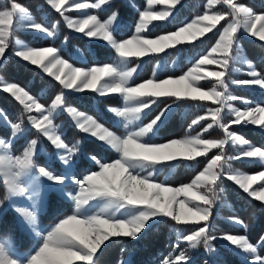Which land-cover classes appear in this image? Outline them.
I'll use <instances>...</instances> for the list:
<instances>
[{"label":"snow or ice","instance_id":"6c2138e0","mask_svg":"<svg viewBox=\"0 0 264 264\" xmlns=\"http://www.w3.org/2000/svg\"><path fill=\"white\" fill-rule=\"evenodd\" d=\"M45 2L59 13L69 29L110 45L118 61L116 64L74 67L61 57L56 47L22 46L13 53L17 58L38 66L62 86L60 94L54 97L49 107H45L23 86L0 79V90L19 102L23 113L27 114V123L55 147L65 171L54 174L46 167L35 165L37 139H31L21 155L13 157L6 151L0 154V175L3 176L7 190L4 200L26 197L32 202L30 207H15V211L22 217L21 223L25 228L30 227L39 238L32 253L20 259L15 258V249L8 238L0 240V264H97L102 246H107L106 242H111L113 238L137 240L150 226V222L164 219H170L176 225L194 226L189 234L178 235V241H186L190 249L202 246L208 252H215L213 241L221 239L243 253L251 254L254 257L252 264H264V257L258 254V248L264 245V235H261L257 244H253L245 235L214 236L210 224L214 205L221 199V182L224 178L234 182L249 196L264 201V171L249 175L241 170H233L229 164L233 158L227 157L224 152L225 145L231 142L240 148L235 159H253L264 166V148L249 143L243 136L229 130L230 125L242 122L264 129V106H247L244 110L233 107L231 102L239 98L228 93L229 81L226 77V73L231 70L230 63L242 62L250 69L247 74L251 78L233 83L264 89V74L257 72L243 54H238L239 29L264 42V14H256L251 8L239 3V0H207L203 14L195 16L191 22L178 27L176 31L149 38L150 26L154 28V22L165 21L182 0H146V6L138 11L134 33L129 38L117 39L114 33L119 28L118 9L111 11L104 20L98 15L88 14V10L103 11L106 7L114 6L113 0H95L92 3L86 0ZM0 4V63L7 59L6 50L13 43L12 37L17 29L38 30L46 36H54L57 26L53 25V30L49 31L36 22L18 0H0ZM158 4L165 7L156 10L154 6ZM215 5H226L229 11H216ZM70 10H80L82 18L73 19L66 14ZM226 18L228 20L222 30L217 29L219 38L210 52L200 56L187 72L159 79L157 69H154L153 78L142 83L133 82L134 73L139 67L130 66L133 58L139 60L150 54L167 55V50H179L177 46L205 36ZM15 43L21 44L18 40ZM209 65H218L221 70H209ZM210 79L214 82L205 90L201 81ZM64 90H89L100 96L120 94L125 107L111 108L110 111L123 119L125 134L117 135L92 116L67 106ZM161 98L171 99L172 104L181 101H213L219 106L207 109L212 123L203 126L201 133L186 134L179 139L156 143L152 142V138L171 107L167 99L164 108L150 123L139 126L137 122L146 114L145 110L160 102ZM243 102L248 104L247 101ZM225 109L233 116L228 123L224 122L222 115ZM33 110L39 115H32ZM58 111H66L83 133L110 146L118 158L111 162H101L91 156L89 158L95 161L99 170L91 171L82 179L76 178L73 165L74 157L79 154V141L71 147L64 142L58 126L53 122ZM204 120L205 116L194 119L189 129ZM0 121L7 123L11 129L8 141L0 138V149L7 150L25 131V122L23 119L10 122L3 110H0ZM214 125L223 129L224 137L202 138ZM211 149H218L219 154L212 156L190 183L171 187L156 182L157 175L163 169L171 170L176 164L196 161L198 157L206 156ZM42 178H46L55 188H62L71 181L78 189L74 195L69 193L74 202L72 214L59 219L44 232L37 229L36 211ZM258 181L259 185L253 188ZM4 200H0V213L3 212ZM229 219L247 228L243 221L234 217ZM121 264L126 262L121 261ZM162 264H190V261L186 252L181 250L174 258L169 253Z\"/></svg>","mask_w":264,"mask_h":264},{"label":"rangeland","instance_id":"374dc122","mask_svg":"<svg viewBox=\"0 0 264 264\" xmlns=\"http://www.w3.org/2000/svg\"><path fill=\"white\" fill-rule=\"evenodd\" d=\"M121 1H124V0H121ZM252 1H259V0H252ZM18 2L22 3L19 0H18ZM86 2L92 3V2H95V0H86ZM234 2H236V0H234ZM239 3H242L245 6L252 9V5L245 2V1L241 0V1H239ZM184 4H186V0H182V3L178 4L176 6V9L173 11L172 15L169 16L165 21L154 22V24L156 25L154 28H158L161 25L167 24V22H169L171 20V18L175 14H177V10L180 7V5H184ZM206 4H207V1H206L205 5ZM22 5L29 10L32 18L36 22L41 23L49 31H52L53 25H56L57 27L55 29V34H54V36L49 37V36H46L45 34L39 32L38 30H27V29L19 28L13 34V37H12L13 43L10 45L9 49L6 50L7 54L9 53L14 58L23 61L21 58H17L15 55H13V53L15 51L19 50L20 47H22V46L56 47L58 49V51L60 52L61 57L63 59L68 60L69 63L72 64L74 67H90L93 65H102L104 63H112V64L117 63L118 56L115 53L114 49L110 45H108L106 42H104L100 39L87 38L83 34L77 33L75 30L69 29L67 27L66 23L64 22V20L62 19V17L59 15V13H57L54 9H52L49 5H47L45 0H38V2L35 4L37 14L39 15V19H38V17L37 18L34 17L32 9L27 7L24 3H22ZM205 5H204V8H197L196 9L195 16L203 14V12L205 11ZM145 6H146V0H143V6L139 10H143V8ZM0 7H2V4H0ZM154 7L156 8V10H161L165 7V5L158 4V5H155ZM214 7H215L216 11H220V12L229 11V9L227 8L226 5H215ZM254 12L256 14H264V10H259V11H254ZM110 13H111V11H109L106 14L101 16L100 11L88 10V14L98 15V17L101 20L107 19L108 16L110 15ZM66 14L70 15L73 19L82 18L80 10H70ZM195 16L193 18H191L190 20H188L186 23L191 22V20L194 19ZM227 20H228V18H226L224 20L225 21L224 25L227 23ZM120 25H122V24L119 20V28L116 31H119V32L122 31V27ZM183 25H178L177 27H175L171 31H176L178 27H181ZM150 28L153 29V27H151V26H150ZM215 29H212V30H215ZM221 30H222V27H221ZM17 31L30 33L31 37L33 34H37L41 37H48L50 40V43L47 45H40V46L32 45L30 41H28L26 38H24L23 36L18 34ZM134 31H135V25H134V28L132 29V31H130L129 35L126 37H118L117 35H115V34L114 35L116 36L117 39H126V38H129L134 33ZM171 31H169V30L164 31V32H161V33L156 34V35H150L149 34V38H155L157 35H161V34H164L166 32H171ZM71 34L79 35V36L85 38L86 43L84 44V46H80V44L77 43L75 40L71 41L69 38V36ZM240 36L259 41L258 38L252 37L250 34L245 33L243 31V29L238 30V37H240ZM65 37H67L66 41H65ZM200 38L201 37H199L197 40H199ZM218 38H219V34H218L217 38L214 40V42L212 44H210L207 47V49L205 50V52L202 54L194 53L195 51L188 52V50H189L188 46H190L195 41L185 43L183 46H177V49H179V50H176V49L167 50L169 53L167 55L157 54L158 58L156 59V61L154 62L153 66H152L151 76L149 78H147L146 80L153 78V70L154 69H157V76H158L160 69L162 67H167V66L171 70H174L175 68L179 69L178 74L177 75H167V76H165L163 78H159V79H166L168 76L175 77V76L182 75L183 73L187 72L189 68H191L193 66L195 61L198 60L200 58V56L206 55V54H208V52H210L211 48L215 45ZM17 40L21 42L20 45H17L15 43V41H17ZM259 42H262V41H259ZM92 43H98V44H103V45L109 46L112 49V51H114V54L112 55L110 60L109 61H103V62H99V61L98 62L97 61L91 62V61H89V58H99V49L95 45H93ZM262 43L264 44V42H262ZM172 50H176L175 51V54H176L175 57H170V54H172ZM181 50H183L184 55L181 54ZM238 54H243V56L247 60L251 61V63L254 65L252 59L250 58L248 53L245 51V48L243 47V45L241 43H239ZM151 55H156V54H150L147 57L139 58V60H136L135 58H133V61L131 62L130 66L131 67H137V65H139V67H138V70H139L143 64V61L146 60L147 58H149ZM168 58L170 61L169 60L166 61ZM23 62H25V61H23ZM25 63L30 64V62H25ZM181 63H185L184 69H180ZM33 66L36 68V70L40 74L48 77L49 79H51L53 81H56L54 79V77H50L48 74L44 73L43 70L40 69L38 66H35V65H33ZM207 67L209 70H213V71L221 70L218 65H209ZM254 67H255L257 72L264 74V72L260 71L258 68H256L255 65H254ZM230 69L231 70L228 73H226V77L229 81L228 93L232 96L239 98V99L231 102L233 107L244 110V108L247 106H251V107H255L257 105L264 106V89L260 88L259 86H255V85H239V84L233 83V81H239V80H245V79L251 78L247 74L250 71L248 66L242 62H236V63H230ZM138 70H137V72H138ZM136 73H134V80H135ZM0 79H3V80L8 81V82H14L12 80H9V79L3 77L1 74H0ZM144 81L145 80L139 81V82H134V81L133 82L134 83H142ZM56 82L59 84L58 81H56ZM213 82H214L213 79H210L208 81H201V86L205 90H208L212 86ZM18 85H20V84H18ZM20 86H22V85H20ZM236 86H238L240 88H244V89H242L244 91L246 89L247 90V91H245L246 93L238 94L235 91H233L232 89L235 88ZM46 87H47V85L43 86L39 90L37 95H33L30 92L29 93H30V95L36 96L38 98L39 102L41 104H43L45 107H49L51 105V102L53 101L54 97L57 94H60L62 86L59 84V89L56 91L55 95L50 100V102L48 104H44L39 99V96L43 95V93L46 90ZM0 91L3 92L2 90H0ZM6 94L14 101L13 102L11 100V102L16 103V105L14 106L11 103H8V102L2 103L0 101V110H3V112L7 114L8 120L10 122H19L20 119H23L25 122V131L23 132L22 135H20L17 139H15L14 143L7 150L0 149V154H4L6 151L8 155L13 156V157L16 155H21L23 148L26 147L27 143L31 139H37L38 140V151L34 155L35 165L37 167H46V168H48V170L52 171L54 174L63 173L65 171V167H64L63 163L59 160V156L57 154V150L55 149V147L53 145H51L50 141H48L47 138L43 137L41 134H39L34 128H32L27 123V114L23 113L22 106L10 94H8V93H6ZM64 95H65V98L67 95H70L69 98H66V105L67 106L75 107L77 109V111L83 112L88 116H92L94 119L98 120L104 126L108 127L109 130L114 131L117 135H124L125 134L126 129L124 128L123 119L120 117H117L115 115V113L110 111L111 108H123V107H125V102L123 101L120 94L115 93V94H108L105 96H100L97 93H94V92L89 91V90H85L83 92H76L73 90H64ZM108 97L117 98L118 102H113L111 100H107L106 98H108ZM161 99H163V98H161ZM243 101H247L248 104L246 105ZM168 103L171 104V107L168 110V112L166 113V116L163 118V122L168 117V115H170L171 112L177 108V106H179L181 109L180 110L181 116H184L189 111H190V113H192L193 117L187 126L185 135L186 134L196 135L197 133H201L203 126H206L208 123H212L211 117L207 113V109L215 108V107L219 106L218 104L214 103L213 101H205V102H198V101L183 102V101H181V102H177L175 104H172V100H171ZM156 105L157 104L151 106V108L149 110H145L146 114L142 115L141 120L137 122V124L139 126H143V125H146L147 123H150L151 120L154 119L155 116L160 113V110L163 109L165 106V104H164L155 114H153L149 118L145 119V117L148 115L150 110L153 109ZM88 109L94 110L98 117L110 122L111 126L100 121L98 119V117L91 114ZM31 114L32 115H39V113H37L35 110H33V112ZM222 115L224 116V122L225 123H228L231 119H233L232 114L229 113L226 109L222 112ZM201 116H205L206 120L201 121L200 125L194 126L192 129H189V125L191 124V122L194 119H197L198 117H201ZM53 122H54V124H56L58 126V131L60 132L62 139L64 140V142L69 147H71L74 143L79 141V154L76 157H74L75 162L73 165V175L76 178L82 179L84 175L90 173L91 171L87 172L86 168H85V166H89L90 164H95V166H96V169H94L92 171H98L99 170L98 165L95 163V161H93L89 158L91 156H95L101 162H111L112 160L118 158V154L110 146L98 141V139L92 137L89 134L83 133L76 126L75 120H73L72 117L66 111H58ZM112 125L118 129L112 128ZM233 125H236V124H233ZM239 125H245V124L242 122ZM231 126L232 125H230V128H229L230 131H233V132L237 133L238 135L242 136L237 131H234L233 129H231ZM246 126L253 127L256 130H259L260 132L264 133V129L260 128V126H258V125L247 124ZM74 132H76L77 135ZM156 134H157V131H156ZM10 135H11V129L8 126V124L3 122V121H0V138L8 141L10 139ZM185 135H183V136H185ZM155 136L152 138V142L163 143V142L167 141V140L166 141H158V140H156ZM183 136H181V137H183ZM181 137H177V138H173V139H179ZM223 137H224L223 129H221L215 125L213 126V128L209 129L207 133H204L202 135V138H204V139H221ZM84 138L92 139V140L96 141L97 143H99L101 145V147L112 150L111 159H109L107 161L102 160L104 155H105L104 150L99 151L98 156L85 151V149L83 147ZM168 140H170V139H168ZM249 143L253 144L251 141H249ZM255 146L259 147L256 144H255ZM261 148H263V147H261ZM239 150H240L239 146L238 145L234 146L231 144V142L226 144L225 148H224L225 155L227 157L233 158V159L229 160V164L231 165V168L233 170H241V171H243L249 175H254L259 171H264V166H262L259 162L255 161L253 159H235V157H237L239 154ZM217 154H219L218 149H211L206 156H202V157H205V161L201 165V168L199 169V171H202L203 168L207 165L208 161L211 159V157L214 155H217ZM200 158L201 157H198L196 159V161H193L190 163L181 164V167L186 168L189 166L191 168H194L196 162ZM233 160L254 161V162L259 163L260 166L258 169H255V170L238 169V168H234L232 166ZM177 165H179V164H176L171 170L163 169L157 175L156 182L166 183L165 182L166 177L168 176V174H170L177 167ZM80 169H82V170H80ZM198 172L193 176V178H195V176L198 174ZM193 178H191V180ZM191 180L184 182V183H190ZM0 182L4 188V195L0 196V200H4L5 196L7 195V190H6V186L3 183V176L2 175H0ZM226 182H229L232 185H234L235 188L240 190L248 198L257 200L256 198L249 196L242 189H240L238 185H236L234 182L228 180L227 178H224L221 182V187L223 189L225 187ZM184 183H181L178 185H170L167 183L166 184L168 186H171V187H178ZM259 183L260 182L258 181L257 185H253V188H256L259 185ZM77 190L78 189H77L76 185L74 183H72L71 181L65 183L62 188H55V187H53L51 182L47 181L46 178H42L40 180V182H39L40 200L37 202V207H36L37 229L39 231L44 232L45 230H47L51 226H53L55 223H57L59 221V219L64 218L65 216L72 214V212L74 210V202L71 199V197L69 196V193H72L74 195ZM51 193H54L57 197H59L61 199L68 200L71 203V212L67 215L61 216L58 220H56V222L54 224L45 226L44 224H42L39 221V217L45 211L46 206H47L48 196ZM221 196H222V193H221ZM181 198H183V196H181ZM260 202L262 205H264V201H260ZM31 203L32 202L29 201L26 197H10L9 199L4 200L3 212L0 213V240L8 238L12 247L15 249V253H16L15 258H17V259L25 258L29 254H31L36 243L38 242V239H39L38 237H36L35 232H33L30 227L25 228L24 224L21 223L22 217H20L19 214L15 211V207H17V206H28V207H30ZM223 204L224 203L220 199V201L216 205H214L213 215H212V217H210V223H211L213 218L220 217V213H219L220 207ZM94 210H95V208L93 209V211ZM8 211L13 216L14 224L12 222H10L9 221L10 218L5 215V213ZM229 218H232V217H224L223 219L225 221L231 222V220ZM234 218H236V217H234ZM237 219H239V218L237 217ZM158 221H160V220H154L153 222H150V225L153 223H156ZM183 226H185V225H177V230H178L177 234L178 235H186V234H189L192 230H194V226L189 225L191 230L187 233H182L181 231H182ZM222 234H231V233L221 232V233L214 234V236H220ZM235 235H243V234H235ZM263 235H264V233H263ZM181 241L186 243L188 251L196 250V251H203V252H206L208 254L213 253V252H208L202 246H200L194 250L190 249L188 247V243L186 241H183L182 239H181ZM215 243H218V244L220 243L222 245L227 246L228 248H230L231 250H233L235 252V254L237 255V257L239 259H242V260L246 259L249 262L254 261V257L251 254L243 253L241 250H238L234 246H231L229 244V242H227L225 240L218 239V240H215ZM261 257H264V255ZM121 261H124V262H126V264H128L129 256H125V257L120 258L117 264H121Z\"/></svg>","mask_w":264,"mask_h":264},{"label":"trees","instance_id":"16d2710c","mask_svg":"<svg viewBox=\"0 0 264 264\" xmlns=\"http://www.w3.org/2000/svg\"><path fill=\"white\" fill-rule=\"evenodd\" d=\"M19 1L32 9L34 17H38L39 19L35 6L38 0ZM206 1L207 0H186V4L180 5L177 10V14H175L171 20L167 22V24L161 25L158 28H150L149 34L156 35L164 31H171L178 25H183L195 16L197 8H204ZM242 1L251 4L254 11L264 10V0ZM113 4L114 6L106 7L103 11H100V15L102 16L109 11L118 9L120 12V22L122 24L120 26L122 27V31H115L114 34L118 37H126L134 28L138 18V11L143 6V0H114ZM224 23V20L221 21L215 30L206 33L205 36L188 46V52L195 51L194 53L197 54L204 53L207 47L217 38L219 34L217 29H221ZM17 33L30 41L32 45L40 46L50 43L48 37H41L37 34H33L32 38L30 33L22 31H17ZM69 38L71 41L75 40L80 44V46H84L86 43L85 38L79 35L71 34ZM239 43L243 45L256 68L264 72V44L241 36L239 37ZM92 44L99 49V58H89V61L91 62L109 61L114 54V51H112L109 46L98 43ZM175 51L176 50H172L170 57H175ZM181 54L184 55L183 50H181ZM157 58V54L151 55L143 61L141 68L135 75L134 82L146 80L151 76L152 66ZM168 60L169 58L166 61ZM184 65L185 63H181L180 69H184ZM178 72L179 69L176 68L171 70L168 66L162 67L158 74V78H163L167 75H177ZM0 74L9 80L24 86L27 91L33 95H37L39 90L43 86L47 85L43 95L39 96V99L44 104H48L55 95L56 91L59 89V84L56 81L40 74L33 65L18 60L9 53L7 54V59H4L0 64ZM242 89L244 88L236 86L232 90L238 94L246 93L245 91L247 90L245 89L244 91ZM69 97L70 95L66 96V98ZM0 98L2 103L8 102L14 106L16 105V103H13L14 101L4 92L0 91ZM106 99L118 102L117 98L108 97ZM166 99L167 98L161 99L160 102H158L157 105L150 110L145 119L155 114L165 104ZM11 100L13 102H11ZM169 101H171V99H167V102ZM88 110L91 114L98 117L94 110ZM180 110V107L177 106V108L173 110L159 126L155 136L156 140L166 141L168 139L185 135L187 126L193 115L189 111L184 116H181ZM98 119L103 123L110 125V122L107 120L100 117H98ZM112 128L118 129L113 125ZM231 129L240 133L254 145L256 144L259 147L264 148V133L259 130L246 125H232ZM74 133L77 135L76 132ZM83 147L85 151L97 156L99 155V151L104 150L105 155L102 159L103 161H107L112 157V150L101 147L99 143L92 139L84 138ZM204 161L205 157H201L196 162L194 168L189 166L183 168L181 167V164L177 165V167L170 174H168L165 182L170 185H178L191 180V178H193V176L199 171ZM232 166L238 169L255 170L259 168L260 164L254 161L233 160ZM85 168L88 172L96 169V166L95 164H90L89 166H85ZM3 195L4 188L0 182V196ZM221 200L224 204L220 207V217L213 218L210 223L211 234L214 235L221 232L243 234L251 243H258L259 238L264 233V205H262L258 200L248 198L229 182L225 183ZM70 212L71 203L68 200L57 197L54 193H51L48 196L46 209L39 217V221L44 225L52 224L61 216L69 214ZM5 215L8 216L10 218L9 221L14 224L12 214L8 211ZM224 217H238L245 225H247V228L241 224L225 221L223 219ZM190 230V226L185 225L183 226L181 232L187 233ZM177 231V225L174 221L164 219L151 224L137 240H131L128 238H113L111 242L106 243V247L102 246V251L99 254L97 264H117L119 259L125 256H129L128 264H162L163 259L167 257L169 253H172L174 258L176 255H179L181 250L186 252V255L189 257L190 264H204L205 261H207L208 264H252V262H249L246 259H239L233 250L220 243H215V241H213V245L216 251L211 254L196 250L188 251L186 243L181 240L178 241ZM122 249L124 251H122ZM258 254L260 256L264 255V245L258 248Z\"/></svg>","mask_w":264,"mask_h":264}]
</instances>
